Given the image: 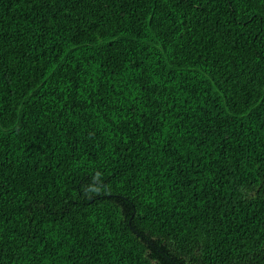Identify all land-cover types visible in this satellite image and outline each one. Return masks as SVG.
<instances>
[{
  "label": "trees",
  "instance_id": "trees-1",
  "mask_svg": "<svg viewBox=\"0 0 264 264\" xmlns=\"http://www.w3.org/2000/svg\"><path fill=\"white\" fill-rule=\"evenodd\" d=\"M0 264H264V0H0Z\"/></svg>",
  "mask_w": 264,
  "mask_h": 264
},
{
  "label": "clouds",
  "instance_id": "clouds-1",
  "mask_svg": "<svg viewBox=\"0 0 264 264\" xmlns=\"http://www.w3.org/2000/svg\"><path fill=\"white\" fill-rule=\"evenodd\" d=\"M105 185L102 180V174L97 172L94 174L86 185L81 186V192L84 198L93 199L105 191Z\"/></svg>",
  "mask_w": 264,
  "mask_h": 264
}]
</instances>
